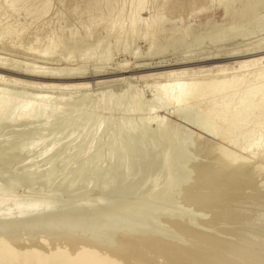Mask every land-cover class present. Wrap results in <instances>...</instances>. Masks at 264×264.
Returning a JSON list of instances; mask_svg holds the SVG:
<instances>
[{
    "label": "bare ground",
    "instance_id": "obj_1",
    "mask_svg": "<svg viewBox=\"0 0 264 264\" xmlns=\"http://www.w3.org/2000/svg\"><path fill=\"white\" fill-rule=\"evenodd\" d=\"M125 1L116 6L114 0H107L104 9H101L103 22L99 24L103 23V36L97 35L98 29L93 26L97 29L96 32L89 28L85 31L96 34L91 36L88 33L87 36L82 29L81 33H85L84 39L73 38L70 42L65 41V28L61 27V22L58 29L52 26V15L48 16L51 9L49 0L0 1V160L23 151L30 154L18 173L10 175L14 178L8 180L5 178L7 173L1 172L7 182L4 178L2 180L6 183L0 182V264H14L19 256L22 259L15 263L264 264V192H259L254 179L255 170L258 168L260 171V163L255 156L252 160L242 158V155L220 144L225 142L230 147H235V150L238 148L239 152L252 147L264 156V38L247 45L258 50L254 55L257 57L251 61H241L237 66L239 74L221 69L212 78L206 79L186 72H170L166 77L156 78V81L147 86L150 89L147 97L140 91L131 93L125 90L115 97L111 95L112 90L109 92L111 96L106 94L107 97L94 100L90 109L85 105L86 102L83 105L78 99L80 103H77L73 95L91 87L73 81L88 79L86 76L90 65L94 66L91 80L105 74L107 69L114 70L112 64L108 63L112 57L113 46L116 48V45L126 42L123 44L126 47L145 38L143 42L149 46L145 54L151 56L154 51L162 52L180 45L193 33L186 31L184 35L171 36L178 30L176 29L165 34L164 43L158 46L154 29L158 21L146 23L139 12L145 0ZM225 1L226 3L223 2L227 10L224 21L229 23L224 25L220 22L208 28L209 35L215 40L264 31V19L258 20V17L264 15V0ZM126 3L127 9L124 8ZM85 4L83 6L88 5ZM29 35L33 38L32 45L25 48L26 51L23 50L24 54L44 62L18 60L15 55L5 52L10 51L4 49L6 46L15 48L16 40H23ZM41 36L43 40L46 38V42L48 39V44L46 47V44L43 45V49L33 45ZM76 36L81 37L80 34ZM92 37H95L94 43L85 45ZM109 38L113 39L111 48ZM203 38L196 37L194 43L201 44ZM59 43L62 44V50H66V55L58 57L64 63H48L52 62ZM127 48L129 46L124 50ZM75 50L82 51L78 58H83L72 64L74 57L78 59L73 56V61L71 60ZM137 50L131 53L136 59L141 54ZM249 56L243 55L240 58ZM92 60L94 63L90 64ZM261 65L262 68H259ZM87 107L90 110L87 111ZM116 112L120 114L119 118H113ZM164 113L166 116L160 115ZM4 126L22 128L3 130ZM181 130L184 131L185 138H178L181 137ZM101 135L104 136L100 142L98 138ZM160 137L161 141L151 142V139ZM86 138L88 140L85 142ZM212 139L219 143L211 141ZM157 145L161 150L154 153ZM103 147L108 149L104 156L109 164L106 169L111 166L110 172L120 170L121 182L132 176L136 153L143 159L149 156H153V159L158 157V165L164 178L162 180L160 177V181L153 177L154 179L144 182L151 189L148 197L161 196L166 192L168 195L172 187L180 186L183 188L180 196L182 205L189 210L194 208L196 213L198 211L209 215V218L199 221L200 225L196 224V227L194 224L197 221L191 222L194 223L191 225L189 221L183 220L180 216L182 214H175L176 211L173 215L164 213L159 206L153 205L154 209L150 205L146 206L148 208L140 206L137 209V205H131L134 202L132 200L133 202L127 204L131 208L126 207V204L123 206V213L125 211L128 217L137 213L139 220L134 215L137 222H130L127 218L108 222L104 219L107 225L87 228L81 225V221H67L71 215L76 217L74 220H80L77 217H83L82 213H93L107 206L102 198L96 197L97 199L89 201L87 199L92 196L84 200H76L74 197L79 191H89L95 180L103 174H100L103 169L101 163L99 164ZM188 152L210 160L206 158L208 162H200V159L198 163L193 162L188 167L185 162L176 165V159H187L185 153ZM78 158L84 160L70 175L68 171L73 161ZM56 164L59 166L56 167ZM87 174L88 179L85 180ZM190 174H193L191 182L188 181ZM11 182L27 185L34 194L33 185L39 183L48 193L44 196H34L33 193L30 195V191L29 195L13 194L12 189L8 190ZM109 185L110 183H106L104 188ZM139 187L141 188L140 185ZM60 190L67 193V199L59 197ZM44 191L37 192H42L39 194L41 195ZM115 202L117 204L118 200ZM109 205L112 207V204ZM177 208L179 207L175 206ZM199 214L196 216L199 217ZM161 217H164L161 223L166 226L165 233L160 229L162 227L157 228L158 226L147 222ZM101 219L103 222V218ZM142 220H147L146 224ZM121 227L123 230L119 231ZM15 244L19 245L20 250V244L22 245V254L16 253Z\"/></svg>",
    "mask_w": 264,
    "mask_h": 264
},
{
    "label": "rangeland",
    "instance_id": "obj_2",
    "mask_svg": "<svg viewBox=\"0 0 264 264\" xmlns=\"http://www.w3.org/2000/svg\"><path fill=\"white\" fill-rule=\"evenodd\" d=\"M49 1H50V4H51V7H50L51 9H50V12H49L50 15L48 14V16L52 15L51 16V24H52L53 27L58 29L60 22L62 23L61 27H63V29L65 28V30H64L65 32H63L64 35H65V37H64L65 41L70 42L73 38H75V39H84L83 37H84L85 33L83 34L81 32L82 31L84 32L86 28H89V30H93V29L95 30V27L93 28V26H96V28L98 29V31H97V29L95 30V32L97 31L96 32L97 35L103 36L105 34V33H103L105 31L102 30L103 23L99 24V22H103V19H102L103 17H101V15H102V10L101 9H104V6H105V3L107 2V0H49ZM122 1L123 0H119V1L118 0H114L115 4L117 3L116 6H118ZM223 1L226 3L225 0H145V2H143V4L141 5V7L139 9V12H141V17L143 19H145L146 23H151L152 21H154V22L158 21L157 22L158 24L154 26L155 36H156V39H157V41H156L157 43L156 44H158V46H160L162 43H164L165 38H166L165 34H170L172 31H174L176 29H178L179 31L177 30L176 31L177 33L175 32V34H172L171 36L184 35L186 33V31H193V33L184 42H182L180 45H176L174 47L168 48V49H166L165 51H162V52L161 51H158V52L154 51V54L151 55V56H146V54H145L147 52V50H148V47H149L148 43L143 42L145 38L144 39L141 38L142 41L141 40L138 41V43H140V44H138V43H136V44L132 43L131 44L130 43V45H128L129 48H127L126 51L124 49L126 47H128V46L125 47L123 45L126 42L116 45V48H115L113 46V39L109 38L110 39L109 41L111 42V45L109 44L110 48L113 46L114 49L112 47V52H111L112 53L111 54L112 57H111L110 61H108V63L112 64L114 70L113 69H110V70L107 69L105 71V74H103L102 76H100L97 79L91 80V78L93 77V72L92 71H93V68H94L93 65H90L94 61V60H92L90 62V64H89L90 66L88 67V75L86 76V78H88V79L81 80L79 82L73 81V83L85 84V85H87V86H89L91 88L89 90H86V91H80L78 93H75V95H73L74 96V100H77V103L81 100L80 102H82L83 105L86 102L85 105L88 106L89 108L90 107L92 108V105H93L92 103H93L94 100H96L97 98L102 97V96H104V97L109 96L110 95L109 92L112 91V90H113L112 93H111L112 96H115L116 94H117L116 96H118L121 93H123L124 90H125V91L131 92V93H134L136 91H140V92L143 93L144 97H147V96L150 95V89H148L147 86L150 85V83L156 81L157 80L156 78H164V77H166L170 72H186V73L191 74V75L193 74V75L200 76V77L203 76L202 78H206V79L212 78L214 75H216V71L221 70V69H228L229 73L237 72L239 74L240 72H238L237 66H238V64L241 61H245V60L246 61H251V60H254L257 57V56H254V55H256V52L258 50L255 49L254 46H247V45L254 44L256 42V40H257V42L262 40L264 38V31H260L262 34L260 32H258V33L251 34V35H248V36H243V37H242V35L238 34L237 36L228 37V38H225V39H222V40H215V38L213 36L209 35L210 32L208 31V28L211 25L220 24V22L223 23L224 25L229 23V22H225L224 21L225 17H226L225 12L227 10L226 9L227 7H226V5H225V3ZM125 2H128V0H126ZM87 3H88V5H87ZM84 4L87 5V6H83ZM83 7L86 8V10ZM124 8L127 9V3L125 4ZM80 10H82V11H80ZM83 10H85V12ZM80 14H82V17H81ZM235 17L236 16L234 15V18ZM80 18H81V20L83 22H80L81 21ZM233 19L231 20L232 22H234V20H235V19L234 20ZM263 19H264V15H262V17L261 16L258 17V20H260V21H262ZM82 23H83V25H82ZM100 25H101V27H100ZM97 26H99V27H97ZM95 32L91 33V32L88 31V32H86V34H87V36H89V35L92 36V34H96ZM88 33H90V34L88 35ZM78 34H80L81 37L78 38V36H76ZM195 34H196V36H195ZM30 35H32V34H30ZM30 35L28 37H25L23 40H16V47L17 48L16 47L12 48V47L6 46L4 49L10 50V51H5V52H7V53H9L11 55H15L16 56L15 58H17L18 60L30 59V60H36L38 62H44V61H42L40 59L32 58L33 56H30V55L27 56L26 54H24L23 50H25V48L29 47V45H32L31 41H33L32 40L33 38ZM72 35L74 37H72ZM196 37H204L202 42H201V44L197 45V44L194 43V39ZM43 38H45V37H43ZM45 39L43 40L42 36H41V37H39V40L36 43L33 42V45L34 46L37 45L38 48L43 49V47H44L43 45L46 44L45 45V47H46L47 44H48V39H47V42L45 41ZM26 40H27V43H26ZM28 40H30V42H28ZM94 40H95V37L90 38V40H88V43H85V45L94 43L93 42ZM39 41L41 42V44H39L40 43ZM40 45H42V46H40ZM188 45H189V47H188ZM137 47H139L138 48L139 51L137 50ZM136 50L138 51L137 52L138 54L141 53V54L138 55L139 58H137V59L134 58V56L131 54L132 52H135ZM62 51H63L62 50V44L59 43L58 49L56 50V53L53 55L54 57L52 59V62H48V63L62 64L63 60L60 61L59 59H61V58H58V57H62V55L63 56L66 55V50H64L63 52ZM77 51L78 50H75L77 55L75 54V52L71 55V57H72L71 60L72 61H73V56H76L78 58L80 55H82V51L81 52H80V50L78 52ZM78 54H79V56H78ZM248 54L250 55L249 57L240 58L241 56H243V55L246 56ZM98 56H100V55H98ZM94 57H97V55H94ZM82 58L83 57H81V59ZM81 59L80 58L75 59V57H74V61L75 60L76 61L75 62L73 61L72 64L73 63L76 64L78 61H81ZM258 67L262 68V65H261V67L260 66H258ZM251 74H253V73H251ZM109 81H111V82L109 83ZM105 87L108 88V89H106ZM109 88H110V90H109ZM119 91H121V92H119ZM90 92H91V94H90ZM104 92H105V94H104ZM113 93H115V94L113 95ZM145 93H146V95H145ZM84 94H88V95H84ZM100 94H102V95H100ZM106 94H108V95L105 96ZM89 95H91V96L95 95V96H93L91 98V96H89ZM86 96H87V98H86ZM81 97H82V99H81ZM78 99H79V101H78ZM84 99H85V101H84ZM89 105H91V106H89ZM88 107L86 109L87 111L89 109ZM160 115H165L166 116V113L160 114ZM119 116H120V114L119 113L117 114V112H116V115L114 114L113 118H119ZM21 128H22V126H20V127H5V126L2 127L3 130H11V129L18 130V129H21ZM179 134H181L180 135L181 137H178V138H182V137L185 138V133H184L183 130H181ZM103 136L101 135L100 138L97 137L100 142L103 139ZM87 138L85 139V142L88 140ZM161 139H162V137H160L159 139L158 138L151 139V142H159V141H161ZM211 141H215L216 143H219V142H217L214 139H212ZM220 144H222V146L223 145L226 146V148H228L229 150H231L233 152L235 151L236 154L238 153V155H240V156L242 155L241 156L242 158L245 157L246 159L252 160L253 158L256 157V160H257L258 163H260L259 166H261V168H259L260 171L258 170V168H257V170H255L257 174L256 173H255L256 175L254 174V177H255L254 179H255V182L257 183V188L259 189V192L261 191L263 193L264 192L263 191V189H264V180H263L264 179V177H263L264 176V173H263L264 172V158H263L264 156H263V153L257 152L251 147V148H247L245 151H243L245 153H248L249 151H247V150H250V152L248 153L249 155L248 154L246 155L241 150L240 151L242 153L239 152L238 148H236V150H235L234 149L235 147L233 148L232 145L230 147V145L225 143V142L224 143L220 142ZM191 148L193 149V146ZM106 149H107L106 147H103V150L100 152V157L102 159L100 158L99 164L100 163L104 164V165L100 164L101 169H103L102 171H100V174H102V173L103 174L100 175L101 177L99 176L98 180L97 179L95 180V183H94L95 185L93 184L94 188L92 187L91 188L92 190L90 189L89 191H79V192H77L74 195V197H75L76 200H79V198H80V200H84V199H87V198L92 196L91 198L87 199L89 201L95 200L97 198H102L107 206H105L104 208H100V209L94 211L93 213H82L84 215L83 217H82V215L80 217H77L79 219L81 218L80 220H77V219L74 220L76 217L71 215L70 217H68V220L65 219V221L66 220L69 221V222L70 221L71 222L72 221H77V222L81 221V222H83V224L81 222H79V223H81V225H83V227H87V228H91L93 225L96 226V227H99V226L102 227L104 224L105 225L108 224L107 223L108 220H116V219L117 220H124L125 218H127L130 222L131 221L132 222H137L139 220L138 216H137L138 215L137 213L134 214L133 211H132L133 214L130 215L131 217L130 216L128 217L126 215L127 213H125V211H124L125 214L123 213V206H125V204H126V207H130L131 208V206L127 205V204H130L133 201L134 202L131 203V205H133V206L137 205L136 208L140 207V206L146 207V206L150 205L151 206L150 208L154 209V207H152V205H153V206H159L163 210L164 213L169 212V214H172V213H174L176 211L175 214H178V213L182 214L180 216H182L184 218L183 220H186L187 222L189 221L188 223H190V224H191V222L195 223V221H197L198 223L197 222L195 224L192 223V224H194V226L196 224L200 225L199 221H201L202 219L206 220V219L209 218V215H203V213L198 212V211L196 213L194 208L193 209L190 208V210H189L186 206L182 205V201L180 202V200H181L180 196H182V194H183V188L180 187V186H178V187L176 186L177 188L176 187H172V189L169 190L168 195L166 194L167 192L165 194H163L164 196L166 195L165 196L166 198H164V196L162 194H161V196L158 195V196H160L159 198H157L158 196L148 197L149 194H150L148 192H150L151 189L149 187V184L148 185L144 184V182L148 181V180H151V179H154V178H158L160 181H162L163 178H164L163 177L164 174H163L162 170L159 168V165H158V161H159L158 157L153 159L152 158L153 156H149V157L143 159L138 153H136L134 155V163H135L134 169L135 170L133 169V171L131 172L132 176L130 177L132 182L130 181V179L127 180L128 182L127 181L121 182L122 181L121 180L122 176H120L121 175L120 170L119 171L118 170H116V171L112 170V172H110L111 169H112L111 166L108 167V169H106L107 166H109L108 161H106L107 157H104L105 155H107V150L108 149L107 150ZM160 150H161V147L159 145H157L154 153H159ZM253 150H254V154H256V155L253 154ZM257 153L258 154L260 153V155H258ZM261 154H262V156H261ZM29 155L30 154L28 152L23 151L22 153H19L18 155L11 156V157L4 158V159L0 160V162H1L0 166L2 165V167H0V175H1V172H4L5 174L7 173L8 175L7 174L5 175L4 173H2V174L5 175L6 176L5 178L8 179V178H11L10 175L13 176V174H17L18 171L20 170V168L22 167V165L24 164V162H25L24 160H26V158ZM185 156L187 157V159H185L183 157H180L179 159H176V161H175L176 165H179V163L181 164V162L182 163L185 162L186 163L185 165L188 167V165L193 164V162L194 163H198L200 159H201L200 162H208V160H206L207 157L204 159L203 156H199V155H197L195 153H191L190 154L188 152V153H185ZM151 158H152V160H151ZM17 159H18V161H17ZM207 159H209V158H207ZM83 160H84V158L75 159V161H73L74 163H72V166L70 167L68 173L70 175L73 174L75 172V170H76L75 168L76 167L78 168ZM259 160H261V161H259ZM101 161H103V163ZM105 161H106V163H105ZM58 166H59V164H56V167H58ZM143 167H144V169H143ZM154 170H156V171H154ZM104 171H106V173H104ZM104 174H105V177H104ZM1 176H0V180H1L0 182H5V181L2 180L4 177L3 176L1 177ZM8 176H10V177H8ZM87 176H88V174L85 176V180L88 179ZM141 176L144 177V180H143V178ZM102 177H104V178H102ZM160 177H161L162 180L160 179ZM192 177H193V174H190L189 175V180H188L189 182H191ZM12 178H14V177H12ZM105 178H107L106 182L104 180ZM57 179H53V180L55 181ZM8 180H10V179H8ZM139 180H140V182L138 183ZM12 181H15V180H12ZM6 182H7V180H6ZM258 182H259V184H258ZM11 183L12 184H9L11 186L8 187V190L12 189L11 191H13V194H17V195L18 194L19 195L20 194H22V195L25 194L26 195V193H27V195H29V194L32 195V193L34 194V191L33 192H32V190L30 191V189L25 184L21 183L22 186L20 184H19L20 185L19 186V185L15 184V183L13 184V182H11ZM103 183H104V185L106 183H110V185L107 188H104ZM136 184L138 185V187H136L137 186ZM15 185H17V186H15ZM34 185H36V186L34 187ZM34 185H33V190H35V194H36V195L34 194V196H37V195L38 196H44L45 193H48V192H46V190L39 183H36ZM139 185L141 186V188L139 187ZM17 187H18V189H17ZM99 187H101V188H99ZM259 187H261L262 190ZM181 188H182V190H181ZM93 189H96L97 191L93 190ZM175 189H177L178 191L175 190ZM38 190H40L42 192L44 190L45 191H44L43 194L39 195L42 192L39 193V192H37ZM29 191H30V193L28 194ZM123 191H125V192H123ZM82 192H83V194H82ZM110 192H111V194H110ZM170 192H172V193L175 192V193L172 194ZM246 192H249V190H247ZM87 193L89 194L88 196L85 195ZM94 193L96 194V196H95ZM138 193H139V195H138ZM143 193H145V194H143ZM179 193H181V194H179ZM66 195H67V193L65 191L60 190L59 197H62V199H67L68 195L67 196ZM78 195H80L81 197L80 196L78 197ZM130 195L133 198H131ZM94 196H95V198H94ZM137 196H138V198H137ZM144 196H146V197H144ZM167 198H168V200H167ZM108 199H109V202H108ZM116 199L118 200L117 204H115L116 203L115 201H117ZM124 199H125V201H124ZM152 199H153V201H152ZM162 199L163 200L166 199V200H164L165 202H163ZM169 199H170L171 202H169ZM156 201H158V202H156ZM172 201H174L175 203L172 202ZM119 202L121 203V205H120ZM122 202H125V203H122ZM140 202H142L141 203L142 205L140 204ZM147 202H148V204L146 205ZM166 202H167L168 206L166 205ZM163 203L168 208H166V206L163 205ZM169 203L170 204L174 203L173 204L174 206L170 205ZM108 204H112V207L110 205L108 206ZM114 204L117 205V206H115ZM180 205H182V206H180ZM113 206H115V207H113ZM175 206L179 207V208L175 209ZM111 208L112 209L115 208L116 210H114V209L112 210ZM146 208H148V207H146ZM158 208L156 207V209H158ZM102 209L105 212H103ZM165 209H166V211H164ZM169 209H170V211H169ZM120 210H122V212ZM177 210L179 212H177ZM185 210L187 211L188 215L186 214ZM113 211L114 212L117 211L116 214ZM192 211L195 214L191 213ZM100 212H101V214H103L102 216H101ZM106 212H108L107 215H106ZM182 212L184 213V215H183ZM117 213H119V214H117ZM93 214L95 215V217H94ZM109 214H111V217H110ZM112 214H114V215H112ZM192 214L194 216V218H193L194 220H192ZM198 214H199V217L202 216V215L203 216L199 218V217H197ZM104 215H106V216H104ZM86 216H87V218H86ZM90 216H92V217H90ZM108 217H110L111 219L108 218ZM82 218H84L83 221H82ZM91 218H95V219H91ZM96 218H97V220H96ZM101 218H103V222H102ZM131 218H133V219H131ZM135 218L138 219V220H136ZM163 218L164 217L156 218L152 222L151 221H147V220H142V222L145 223L147 221L149 223H152L156 227L158 226L157 228L162 227L160 229H162L163 232L165 233L166 226L161 223ZM70 219H72V220H70ZM104 219L107 222H105ZM189 219H191L192 221L189 220ZM99 220H100V222H99ZM134 220H136V221H134ZM95 221L99 222V223H96ZM101 223H103V224H101ZM67 224H69V223H67ZM85 224H86V226H85ZM196 227H197V225H196ZM201 228H203V227H201ZM205 229L207 230V228H203V230H205ZM122 230H123V227H121V230H119V231H122ZM209 231H211V229ZM17 245L18 244L14 245L16 250H17L16 253L18 252V253L22 254V252H23L22 245L20 244V247L22 248L21 250L19 248V245L18 246ZM20 259H22V257L19 256L18 260L15 259V262H16V260L19 261ZM23 261L25 263V260H23ZM15 262H14V264H18V262L17 263H15Z\"/></svg>",
    "mask_w": 264,
    "mask_h": 264
}]
</instances>
